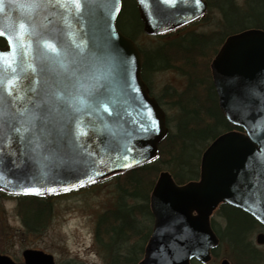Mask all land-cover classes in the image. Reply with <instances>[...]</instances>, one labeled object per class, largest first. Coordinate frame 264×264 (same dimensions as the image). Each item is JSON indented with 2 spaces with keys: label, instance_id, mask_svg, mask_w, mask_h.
<instances>
[{
  "label": "water",
  "instance_id": "95a60500",
  "mask_svg": "<svg viewBox=\"0 0 264 264\" xmlns=\"http://www.w3.org/2000/svg\"><path fill=\"white\" fill-rule=\"evenodd\" d=\"M121 1L80 0L77 6L75 0H0V32L5 33L0 53H8L0 60L5 113L0 117V190L30 197L68 191L156 156L168 133L166 116L142 80L138 48L116 28ZM133 1L148 35L191 23L207 9L204 0H177L174 6L164 0ZM45 39L69 50L68 58L77 61L71 66L78 69L76 76L69 79L55 63L41 43ZM210 72L220 111L241 132L224 133L210 143L201 155L198 181L179 186L168 172L160 173L150 196L153 230L138 264L208 262L217 245L209 218L220 204L244 211L264 227V31L229 36ZM14 78L19 86L9 95L7 84ZM98 84L104 85L109 109L74 112L71 98ZM61 92L64 101L56 99ZM33 113L41 117L35 131H51L54 144H45L43 133L36 138L31 131H14L28 127ZM80 123L87 136L78 134ZM256 243L263 245L264 235ZM22 258L24 264H55L51 254L39 250L26 249ZM0 264L16 263L0 256Z\"/></svg>",
  "mask_w": 264,
  "mask_h": 264
},
{
  "label": "trees",
  "instance_id": "16d2710c",
  "mask_svg": "<svg viewBox=\"0 0 264 264\" xmlns=\"http://www.w3.org/2000/svg\"><path fill=\"white\" fill-rule=\"evenodd\" d=\"M128 1L133 4V12H129V20H137L140 32L143 33V25L133 0H123L117 18V29L123 34L118 19H122ZM219 1L213 0L212 4L207 1L208 11L211 7L218 10L217 31L210 34L173 31L163 36L148 37L157 40L159 44L151 50L143 51L139 48L143 67L142 77L147 86L145 75L150 77L152 74L170 69L185 75L188 83L182 93L168 95L163 92V98H169L171 105L178 109L179 118L175 136L170 134L167 136L160 144L159 152L153 161L128 172L118 173L111 179L116 181L118 186L123 185V187H119L121 193L115 209L105 211L98 217L94 231L95 248L105 264H137L143 255L152 221L149 195L155 183L147 177H153L168 169L177 185L197 180L199 154L219 135L239 130L230 125L219 110L217 96L208 74L209 62L226 37L247 29L264 31V22L252 21L250 13L242 12L244 7H248L254 0H246L243 7H238L234 0H226L229 6L228 12L223 11ZM175 33L180 34L177 40L163 42V39ZM123 35L134 41L133 36L125 33ZM0 45L4 46L2 40ZM210 48H213L211 56L208 53ZM194 146L201 148L197 150V154L193 153V156L187 157L188 149ZM57 196L19 198L22 200L19 208L22 222L27 232L39 231V224L50 211L48 201ZM220 209L221 216L227 220V229L223 237L237 248H241L239 250L236 248L237 254L239 253L236 256L237 264H262L264 261L255 251L248 252L242 248L246 232L253 227L252 222H247V217L250 216L229 206H222ZM225 209H230L231 213L228 215ZM233 211L237 213L235 216H231ZM230 225L235 227L233 232ZM69 264L74 263L70 261Z\"/></svg>",
  "mask_w": 264,
  "mask_h": 264
},
{
  "label": "rangeland",
  "instance_id": "374dc122",
  "mask_svg": "<svg viewBox=\"0 0 264 264\" xmlns=\"http://www.w3.org/2000/svg\"><path fill=\"white\" fill-rule=\"evenodd\" d=\"M207 1L210 4L213 3V0ZM219 2L223 11L228 12L229 6L226 0H220ZM234 2L238 7H243L246 0H234ZM129 12H133V4L130 1L126 3L122 19H118V25L122 33L133 36L134 42L143 51L158 46L157 40H151L142 31L140 32L137 20L134 21L132 18V21L129 20ZM242 12L250 13L252 21L264 22V0H254L248 7H244ZM218 19V10L211 7L200 22L185 28L181 33H213L218 30ZM179 37L180 34L175 33L163 39V42H173ZM212 49L208 50L209 56L213 52ZM209 56H207L208 60ZM208 74L210 77L209 67ZM145 78L152 97L158 101L166 114L169 134L175 136L176 124L179 118L178 109L171 105L169 98H163V92L168 93V95L182 93L188 83V78L175 69L160 71L150 77L145 75ZM200 148L196 146L189 148L186 156H193V153L197 154V150H200ZM200 157L201 153L199 154ZM164 169L166 168L164 167ZM158 174L147 178L155 181ZM115 182L114 180H105L91 187L50 199L48 201V205H50L49 214L39 224V231L36 233L27 232L22 222L21 209H19L22 200L0 195V254L9 256L17 264L23 263L21 253L25 249L40 250L51 254L56 264H69L70 261L74 264H105L95 248L94 231L98 217L105 211L114 210L116 207L121 193L119 187L122 188L123 185L118 186ZM24 211L28 213L27 210ZM220 212L221 209L216 210L211 219L217 232L220 231L221 233L226 220ZM225 212L228 215L231 213L230 209H225ZM235 213L233 211L231 216H235L237 214ZM238 215L241 216V214ZM230 227L231 232H233L235 227L232 225ZM246 234L245 241L247 240L252 245L254 251L264 261V245L258 246L256 244L255 237L258 232L253 227ZM214 252L215 256L206 264H219L222 259H226L231 264H237V258L224 237H222L220 245ZM191 264L199 263L191 262Z\"/></svg>",
  "mask_w": 264,
  "mask_h": 264
},
{
  "label": "snow or ice",
  "instance_id": "6c2138e0",
  "mask_svg": "<svg viewBox=\"0 0 264 264\" xmlns=\"http://www.w3.org/2000/svg\"><path fill=\"white\" fill-rule=\"evenodd\" d=\"M79 2H80V0H75V3L77 6H79ZM164 2L174 6L175 3H177V0H164ZM196 3L199 4L200 0H196ZM21 27H24V25H21ZM0 35H5V33L0 32ZM68 35H69V37L73 36L72 33H68ZM9 39H11V38H9ZM41 43H42L43 47L47 50V52L51 54V57L56 58L55 63L59 65V67L63 70L64 73L68 74L69 79L77 75L78 69H73L71 67L73 64H76L77 61L74 59L70 60L68 58L70 53H69V50L67 48L58 47L55 41L49 40V39L42 40ZM73 43L75 44V41H73ZM76 46H78V45H76ZM7 54L8 53H0V60H2L3 56H5ZM48 59H50V57L46 56V57L41 58V64H42V66L40 68L41 73H43L45 71V68L43 65H44V62ZM28 67L31 68L32 71H36L35 65L29 64ZM26 71H27V69H26ZM36 83H39V80H37ZM14 86H16V87L19 86L18 85V78H14V79L8 81L6 90H7L9 95L12 94ZM103 88H104L103 84H98V85H96L90 89H85L83 92H81L77 96H73L71 98V101H70L72 108H73V111L77 112V113L84 112L85 110H87L93 106L103 107L104 109L108 110L109 105L104 98L103 91H101ZM32 90H34V89H32ZM55 96H56L57 100L64 101L67 99L62 92L55 94ZM3 102H4L3 95L0 94V105H2ZM37 107H39V105H37ZM24 111L26 112L27 109H25ZM4 114L5 113L3 111V108L0 107V117H2ZM38 119H41V117L38 114L33 113L32 119L30 121H28V124H29L28 127H24L23 129L20 127H17L14 129V131L18 134L21 133L22 131L23 132L31 131V132H33V136L36 138H38L41 135V133H43V135L45 137V144H54L55 140L51 139V137L53 135V133L51 131L44 132L43 129L41 130V132L35 131L34 125H35V121ZM76 130L80 136H87L88 135V129H87V127H85V125L83 123L78 124ZM60 133L66 135V133H63V129H60ZM57 138L60 139V138H62V136H58ZM20 139H21V142H23L24 137L21 136ZM36 147L41 148V147H43V145H41L40 143H37ZM0 150H2V149H0ZM125 166H127V165H125ZM26 191L37 192L39 190L36 188H27ZM50 191H54V189H50Z\"/></svg>",
  "mask_w": 264,
  "mask_h": 264
},
{
  "label": "flooded vegetation",
  "instance_id": "af4514ba",
  "mask_svg": "<svg viewBox=\"0 0 264 264\" xmlns=\"http://www.w3.org/2000/svg\"><path fill=\"white\" fill-rule=\"evenodd\" d=\"M2 193H0V195H1ZM2 196H5L6 198H9V197H7L6 196V194H2ZM225 219V218H224ZM226 220V219H225ZM252 222L253 223V227L255 228V230L258 232V235L259 234H263L264 235V229H263V227L259 224V223H257L253 218H251V217H247V222ZM226 223H225V226H224V228L222 229V232L220 233V231L219 232H217V230H216V228H215V226H213V223H212V219L210 220V228H211V231H212V233H213V235L217 238V240H218V244H217V246L216 247H214L211 251H210V256H211V258L213 257V256H215V250L218 248V246L220 245V242L222 241V237H223V234L224 233H226V229H227V220L225 221ZM252 227V228H253ZM251 228V229H252ZM222 235H220V234ZM245 236H247V234L245 235ZM257 237V236H256ZM255 237V238H256ZM225 238V237H224ZM225 240L228 242V244H229V246L231 247V250L233 251V253L235 254V256H237L238 254H237V249L239 250V249H241V248H237L232 242H230L227 238H225ZM263 246V245H262ZM237 248V249H236ZM242 248H244V250L245 251H251V252H253L255 249L252 247V245L250 244V243H248V241L246 240H244V243H243V246H242ZM223 260H226V259H222V260H220V262H219V264L223 261ZM192 262H194V263H198V262H196L195 260H193ZM229 262V261H228ZM23 264V263H22ZM229 264H231L230 262H229Z\"/></svg>",
  "mask_w": 264,
  "mask_h": 264
}]
</instances>
